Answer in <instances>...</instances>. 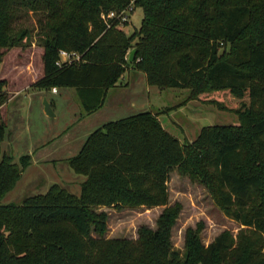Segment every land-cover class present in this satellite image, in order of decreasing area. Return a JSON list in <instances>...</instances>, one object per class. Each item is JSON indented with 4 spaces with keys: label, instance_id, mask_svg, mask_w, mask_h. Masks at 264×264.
<instances>
[{
    "label": "trees",
    "instance_id": "1",
    "mask_svg": "<svg viewBox=\"0 0 264 264\" xmlns=\"http://www.w3.org/2000/svg\"><path fill=\"white\" fill-rule=\"evenodd\" d=\"M129 5L142 12L132 34L100 19ZM20 11L39 15L43 73L33 86L74 90L87 114L128 64L149 87L187 90L186 102L220 92L248 102L235 110L236 125L203 127L187 145L149 111L95 129L67 159L84 177L78 195L53 184L0 204V264H264V0H0V49L27 36L14 29ZM60 51L79 61L57 66ZM4 136L0 124V144ZM28 165L27 155L16 164L0 148V199ZM173 172L204 185L237 233L222 231L205 246L201 228H187L183 254L174 249L182 205L168 204ZM102 207L163 210L135 239L106 238Z\"/></svg>",
    "mask_w": 264,
    "mask_h": 264
},
{
    "label": "rangeland",
    "instance_id": "2",
    "mask_svg": "<svg viewBox=\"0 0 264 264\" xmlns=\"http://www.w3.org/2000/svg\"><path fill=\"white\" fill-rule=\"evenodd\" d=\"M20 12L14 29L17 33L26 30L27 36L18 47L0 49L3 53L0 62V93L3 95L0 124H5L0 148L12 156L16 164L27 155L29 165L12 189L0 199L1 205H18L29 195L45 193L53 184L78 195L84 177L72 172L67 159L78 152L88 134L107 122L149 111L158 116L170 135L187 145L195 140L203 127L236 125L235 110L248 102L246 96L237 99L227 92L209 93L199 96L196 101L186 102L187 90L149 87L144 73L128 64L121 78L108 90L102 107L87 114L73 90L68 89L64 99L62 90L55 93L33 86L43 73L37 24L39 15ZM128 19L121 28L127 35L138 30L141 10L133 7ZM43 98L49 101L54 117L44 114ZM168 191V204L178 202L182 205L171 234L172 245L181 254L187 228H201L199 237L205 246L222 231L236 234L240 229L236 222L224 216L205 186L187 176L173 172ZM162 210L163 207H102L97 212H104L107 216L106 238L135 239L140 227L155 228Z\"/></svg>",
    "mask_w": 264,
    "mask_h": 264
},
{
    "label": "built area",
    "instance_id": "3",
    "mask_svg": "<svg viewBox=\"0 0 264 264\" xmlns=\"http://www.w3.org/2000/svg\"><path fill=\"white\" fill-rule=\"evenodd\" d=\"M133 10V6L129 5L127 8L120 10V11H110V12H102L100 13V19L102 22L109 27L111 21H115L117 24V28L121 29L125 23L128 22V15L129 12ZM79 61V56L75 55L74 53H67L64 51L59 52V60L56 62L57 66H60L61 64L65 62H73ZM53 92H56V89H52Z\"/></svg>",
    "mask_w": 264,
    "mask_h": 264
},
{
    "label": "water",
    "instance_id": "4",
    "mask_svg": "<svg viewBox=\"0 0 264 264\" xmlns=\"http://www.w3.org/2000/svg\"><path fill=\"white\" fill-rule=\"evenodd\" d=\"M134 53H135V50H134V49H132V50L129 52V54H128V61H129V62H132V60H133V56H134ZM42 107H43V112H44V114H45L47 117H49V118L54 117V113H53V111H52V109H51V107H50L48 101H47L45 98H43V100H42Z\"/></svg>",
    "mask_w": 264,
    "mask_h": 264
},
{
    "label": "crops",
    "instance_id": "5",
    "mask_svg": "<svg viewBox=\"0 0 264 264\" xmlns=\"http://www.w3.org/2000/svg\"><path fill=\"white\" fill-rule=\"evenodd\" d=\"M67 90H68V89H63V90H62V91H63V94H61V96H62L64 99H65V96H66L65 93H68ZM70 90H72V89H70ZM73 91H74V90H73ZM148 92H149V91H148ZM55 93H56V92H55ZM74 93H75V92H74ZM59 96H60V95H59ZM59 98H60V97H59ZM45 99L47 100V98H45ZM47 101H48V100H47ZM48 103H49V101H48ZM49 105H50V104H49ZM42 108H43V107H42ZM88 119H89V118H88ZM158 119H159V118H158Z\"/></svg>",
    "mask_w": 264,
    "mask_h": 264
}]
</instances>
